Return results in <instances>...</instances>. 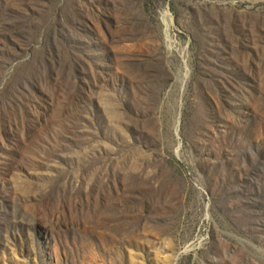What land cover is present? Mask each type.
<instances>
[{"label": "rangeland", "instance_id": "374dc122", "mask_svg": "<svg viewBox=\"0 0 264 264\" xmlns=\"http://www.w3.org/2000/svg\"><path fill=\"white\" fill-rule=\"evenodd\" d=\"M0 264H264V0H0Z\"/></svg>", "mask_w": 264, "mask_h": 264}]
</instances>
